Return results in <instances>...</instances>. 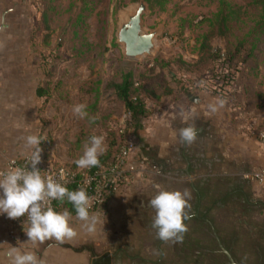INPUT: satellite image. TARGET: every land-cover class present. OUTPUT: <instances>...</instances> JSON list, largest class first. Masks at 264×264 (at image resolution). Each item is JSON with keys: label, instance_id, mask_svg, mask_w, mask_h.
Returning a JSON list of instances; mask_svg holds the SVG:
<instances>
[{"label": "rangeland", "instance_id": "374dc122", "mask_svg": "<svg viewBox=\"0 0 264 264\" xmlns=\"http://www.w3.org/2000/svg\"><path fill=\"white\" fill-rule=\"evenodd\" d=\"M139 1L17 0L5 17L4 30L11 36L2 41V47L14 52L0 56L1 74L27 85V100L21 107L27 113L28 135L43 139L41 162L86 173L88 169H79L75 161L90 136L104 137L106 150L100 157L106 155L110 161L118 147V130L123 132L126 126L131 130L134 147L127 160L133 166L111 197L114 204L104 208L103 244L94 247L87 240L83 246L106 256L109 264H224L218 247L221 240L241 264H255L259 258L246 227L264 225V216L251 211L239 224L231 202L220 199L226 191L222 183L243 181L252 197L264 200V187L245 178L255 167L257 145L251 135L237 136L249 124L247 115L256 119L257 133L260 128V100L264 99L261 4L259 0H145L143 30L161 28L155 51L130 59L116 42V33L121 13ZM203 45L207 48L202 49ZM219 65L225 71L227 66L238 70L225 106L211 118L207 106L220 98L212 88ZM124 80L130 84L129 99L142 102L141 114L134 115L117 98L114 86ZM78 103L87 105L88 117L73 115L72 107ZM181 124L200 130L196 139L202 142L212 129L219 139L214 150L186 173L180 152L172 154L165 144L170 127L180 129ZM205 142L198 144L199 149H205ZM180 143L178 138V149ZM32 151L27 147L21 154ZM158 188L191 192V219L185 222L182 243L160 241L151 227L155 213L148 201ZM65 209L62 204L58 212ZM135 209L141 215H134ZM71 222L73 229L83 223L76 213H71ZM19 233L13 243L0 226V264H10L11 246L51 261L53 257L46 258L44 252L56 249V239L20 245L28 238Z\"/></svg>", "mask_w": 264, "mask_h": 264}, {"label": "clouds", "instance_id": "9594fccd", "mask_svg": "<svg viewBox=\"0 0 264 264\" xmlns=\"http://www.w3.org/2000/svg\"><path fill=\"white\" fill-rule=\"evenodd\" d=\"M226 100L217 99L208 104V111L216 113L222 109ZM73 115L80 119L88 117L87 105L78 103L72 107ZM197 138L195 126L189 125L179 130V139L185 145H191ZM26 145L33 149L31 153V167H11L0 172V216L16 220L25 217L22 230L28 238L20 245H33L45 240L56 239L63 241L77 235L71 227V212L65 209L56 211L46 206L52 200L64 201L72 204L82 228L87 233H94L99 223L98 216L90 211V197L86 190H69L66 185L57 182L51 176L45 178L37 167L42 160L43 141L38 134H29L25 138ZM106 146L103 136L92 135L85 143L83 154L75 161L79 169H90L99 165V157L105 152ZM191 192L169 191L158 188L156 194L148 201V207L154 210L151 227L156 230V237L160 241L182 243L183 234L187 231L186 221L191 219L189 201ZM25 225L27 227L25 228ZM10 264H45L34 251L23 249L21 246H11L8 253Z\"/></svg>", "mask_w": 264, "mask_h": 264}, {"label": "crops", "instance_id": "0c3cea01", "mask_svg": "<svg viewBox=\"0 0 264 264\" xmlns=\"http://www.w3.org/2000/svg\"><path fill=\"white\" fill-rule=\"evenodd\" d=\"M17 5V0H0V56H8L11 55L14 51L13 49L2 47V41L7 40L11 35L10 33L5 32L4 27L7 23V19L5 18ZM3 60L0 59V172L3 171L7 161L14 157H21L27 154H21L24 149L28 146L25 143V137L28 136V123H27V113L26 111H22L21 104L26 102L27 100V85L23 80H18L10 77H6L1 74L3 72ZM195 103H198L194 100ZM260 104H262L259 108V124L260 128L259 131L264 129V99L260 100ZM215 113H210L211 118L214 116ZM249 118V119H248ZM214 120V119H213ZM245 120H248V126L246 129L243 130L241 134H237V136H246L250 137L251 139L254 138V141L257 146L253 154L255 158V167L254 169L261 167L264 165V146L258 139L257 132L255 130V122L256 119L250 118L249 115L245 117ZM185 121L183 122V124ZM181 124V128L184 125ZM169 139L165 142L166 145L169 144L168 149L171 150L172 154H177L180 152V158L182 161H185L187 167L184 168L185 173L188 169L195 166V162L200 163L203 161L204 154L209 153L210 151L214 150L215 145L218 143L219 139L215 138L214 132L209 134H205L206 139L205 141V149H199L198 144L203 143L202 140L196 139L192 143V145H185L181 141L180 148L178 149V135H179V128L172 129L170 127ZM254 129V130H251ZM255 131V132H254ZM240 132V130H239ZM201 131L197 130V134L200 135ZM165 136H167L165 134ZM245 137V138H246ZM252 141V140H249ZM177 145V146H176ZM141 147H144L141 145ZM146 148H141V150H145ZM140 150V152H141ZM209 151V152H208ZM210 154V153H209ZM208 154V155H209ZM207 155V156H208ZM175 158L176 160L178 159ZM208 160V159H207ZM206 161V160H205ZM169 165L168 161L164 162V165ZM198 165V164H197ZM253 170V169H252ZM244 172V171H239ZM111 200V199H110ZM109 202V206L114 204ZM115 206V205H114ZM134 215H141L138 209H135ZM92 213L96 214L100 217L99 223L97 225V230L94 233H87L83 228L82 225H77L78 227H74L77 235L72 238H65L63 241H58L56 249H52L49 251H45L44 255L46 258L44 259L45 264H91L90 253L86 250L77 251V244H80V247H83L85 241H90L93 243L94 247L103 244V214L104 209L103 206L98 209L94 210ZM136 216V217H138ZM135 217V218H136ZM71 226L73 223L71 222ZM0 226L2 230L5 232L7 236V224L4 218L0 217ZM10 241V240H9ZM15 243V242H13ZM82 245V246H81ZM73 247V248H72Z\"/></svg>", "mask_w": 264, "mask_h": 264}, {"label": "built area", "instance_id": "2783aa9c", "mask_svg": "<svg viewBox=\"0 0 264 264\" xmlns=\"http://www.w3.org/2000/svg\"><path fill=\"white\" fill-rule=\"evenodd\" d=\"M126 115L131 117V111H127ZM120 133L122 131L119 130ZM258 139L264 146V129L257 133ZM130 137V138H129ZM123 147L120 149L115 162L108 165L103 171L94 172L91 174H82L78 177V172L65 167L64 165H55L51 162L40 163L37 167L41 170V175L45 178L51 176L57 182H60L66 187L70 184L77 183L82 186L84 190L88 193L90 197V210H98L103 206L106 188L112 187L115 191L118 188V183L125 179V175L128 172V167L133 166L132 163L128 162V156L134 147L132 142V137L129 136ZM31 155H23L21 157H14L7 161L3 171L9 168L15 167H31ZM132 168V167H131ZM2 171V172H3ZM245 178L255 182L256 184L264 187V165L253 169L245 175ZM59 201L52 200L46 204V206H51L56 210V204ZM4 218L7 224V238L10 241L16 242L19 239V232L22 230V222L25 217H20L16 220L8 219L6 216H0ZM27 225H25V228Z\"/></svg>", "mask_w": 264, "mask_h": 264}, {"label": "trees", "instance_id": "16d2710c", "mask_svg": "<svg viewBox=\"0 0 264 264\" xmlns=\"http://www.w3.org/2000/svg\"><path fill=\"white\" fill-rule=\"evenodd\" d=\"M259 2L261 4L260 6H261V11H262V22L264 24V0H259ZM223 18H225V16H223ZM204 48H207L206 45H203L202 49H204ZM206 52H208L207 49H206ZM209 54L211 55V53H209ZM224 64L222 63V65H224ZM223 67L224 66L219 65L218 68L214 70L216 74H215V77H213V80H215L216 83L214 84V86L212 85V88L214 89L213 93L217 94L220 98L225 99L227 92L229 91V88L231 87V85L234 83V81L236 79V73H237L238 69L236 67H233L232 70L230 71V67L227 66V70L225 71L223 69ZM129 85L130 84L125 80L123 81L122 84L115 85L114 88H115L116 96L119 100H121L125 104V107L127 109H129L133 112L134 115L141 114L143 111V104L140 101H138L137 103H133V99H129V97H128ZM128 135L129 136L132 135L129 127L126 126L122 133H120L118 130V138H119L118 147H117L116 151L112 152V155L110 157V161L109 160H108L109 162L107 161L108 156L103 155V157H99L100 163L98 166L88 169V171H86V173H79L78 172V177H81L82 174H91L94 172L103 171L108 165L115 162L120 149L123 147L124 139ZM41 163H48V162H41ZM65 167H67V166H65ZM68 168L72 169L71 167H68ZM120 183H122V181L119 182L118 184H120ZM67 188L69 190H78V189H81L82 186L77 184V183H74V184L68 185ZM106 190L107 191L105 192L104 201H103V209L106 207V205L109 203L111 197L115 193V190L112 187L111 188L108 187V188H106ZM198 191L200 193V196L198 194V197L201 198L203 196V194H201L200 190H198ZM221 201L224 202L225 199H220V202ZM62 204L67 208L68 211H70L71 213H75L72 204L69 203L66 199L64 201H59L56 204V211H58L59 206ZM75 250H77V251H82V250L88 251L90 253L91 264H109L108 258L106 256H104V257L103 256H97L95 253H93L92 247L83 246L80 249H75ZM254 253H256V252L254 251ZM256 255H257V253H256Z\"/></svg>", "mask_w": 264, "mask_h": 264}, {"label": "water", "instance_id": "95a60500", "mask_svg": "<svg viewBox=\"0 0 264 264\" xmlns=\"http://www.w3.org/2000/svg\"><path fill=\"white\" fill-rule=\"evenodd\" d=\"M145 0H140L137 5L121 13V21L116 33V42L120 44L125 57L134 59L150 55L155 51V40L161 26L149 32L142 27V16L147 12ZM195 100V99H193ZM230 264H238L221 245Z\"/></svg>", "mask_w": 264, "mask_h": 264}, {"label": "flooded vegetation", "instance_id": "af4514ba", "mask_svg": "<svg viewBox=\"0 0 264 264\" xmlns=\"http://www.w3.org/2000/svg\"><path fill=\"white\" fill-rule=\"evenodd\" d=\"M218 184V183H217ZM222 186L226 189L224 198L221 197V199H226V201H230L232 205V210L238 214V223L242 224L246 218H244L245 214H248L251 211H257L259 215L264 216V200L254 198L252 197L249 192L245 188V184L243 181L231 183L228 185H225L222 183ZM197 193L200 196L199 191ZM194 217H197L194 215ZM236 217V218H237ZM241 217V218H239ZM206 224V226H210L212 231L214 232L211 224L206 219L203 220ZM246 227V226H245ZM248 236L250 239V245L253 248V250L257 253V258H259L258 261L255 262V264H264V225H253L246 227ZM232 242H234V237L231 238ZM221 242V243H220ZM218 243L219 245L224 247L223 242L220 240ZM223 244V245H222ZM228 247V248H227ZM226 248V251H230V246L224 247ZM221 251V249H219ZM222 252V251H221ZM223 253V252H222ZM229 254L233 257L234 261L238 264H241L230 252ZM223 256L226 261H224V264H230L225 253H223Z\"/></svg>", "mask_w": 264, "mask_h": 264}]
</instances>
